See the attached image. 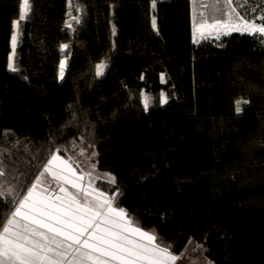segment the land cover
I'll return each instance as SVG.
<instances>
[{
	"label": "trees",
	"instance_id": "16d2710c",
	"mask_svg": "<svg viewBox=\"0 0 264 264\" xmlns=\"http://www.w3.org/2000/svg\"><path fill=\"white\" fill-rule=\"evenodd\" d=\"M22 3L0 0V231L57 149L88 147L114 205L173 253L264 264V34L194 41L197 0H74L71 27L62 0L14 23ZM231 6L262 22L264 0Z\"/></svg>",
	"mask_w": 264,
	"mask_h": 264
},
{
	"label": "snow or ice",
	"instance_id": "6c2138e0",
	"mask_svg": "<svg viewBox=\"0 0 264 264\" xmlns=\"http://www.w3.org/2000/svg\"><path fill=\"white\" fill-rule=\"evenodd\" d=\"M232 2L233 0H228L229 4ZM28 5L29 0H23L20 20L14 23L18 24L24 20ZM151 6L155 9L156 0H151ZM228 15L229 18L226 20H218L213 17L212 24H208L207 19H204L199 27L202 29L205 26L216 28L219 25L227 28L231 24V16ZM238 19L240 23L232 27L233 31L252 29L256 33L264 34V16L259 17L261 23H256L255 19L244 20L242 16ZM79 22L77 20V23ZM68 27H71V25H68ZM152 27L153 29L157 28L155 16H152ZM16 46L17 37L13 34V52H15ZM62 47L67 48L68 45ZM106 67L107 65L103 62L97 64L96 75L98 77L103 76ZM8 68L13 72L18 71L11 57H9ZM63 76L64 61H61L60 78L63 79ZM149 99V97L144 99L145 110L149 107ZM162 102H167L166 97L162 99ZM240 103V101H237V112L241 111ZM59 151L57 149V152ZM59 158L54 155L52 160L48 161V164L51 165L53 160ZM46 170L50 169L46 166ZM3 175H6V172L0 168V176ZM112 182H114V178ZM32 187L35 188L36 185L33 184ZM61 191H64V189H61ZM10 192L11 189H9ZM31 194L32 189H29L28 196L19 201L18 206L11 213L12 218L8 219L7 224L0 231V264H60L58 258L67 255L66 252L60 249L74 247L75 251L82 257L81 264L84 260L94 261L95 264H111V261H119V264H177L183 258V254L173 253L170 245L162 246L161 243L157 242L158 238L155 235L144 232L140 228L131 229L133 234H138L141 237L139 241L130 239L129 236L124 234L123 229H101L98 221L102 218L109 217L113 213L121 217L126 216L123 209H115L111 206V198H107L101 203L93 204L86 201L81 204L75 197H71V202L64 206L37 202L32 205L31 209L22 212L21 210L25 208ZM3 195L4 193L0 192V196ZM57 199L61 198L58 197ZM105 205H107L106 211H104ZM17 216L30 222L23 225V230H14L12 227L13 225H19V221L16 220ZM111 222L115 223V221ZM31 225H36V227ZM36 237H39V239H36ZM145 240L147 243L143 242ZM50 253L54 255H49ZM5 257L7 260H5ZM103 257L108 259H103Z\"/></svg>",
	"mask_w": 264,
	"mask_h": 264
},
{
	"label": "rangeland",
	"instance_id": "374dc122",
	"mask_svg": "<svg viewBox=\"0 0 264 264\" xmlns=\"http://www.w3.org/2000/svg\"><path fill=\"white\" fill-rule=\"evenodd\" d=\"M200 3V11L198 18H195L193 23V36L195 35L196 40L201 38H209L212 40L218 41L223 35H227L233 32H248L254 33L252 29L248 31H233L232 27L235 24L240 23L234 6L228 3V0H197ZM23 6V3H22ZM74 0H62L61 6V21L65 25H72L71 23L77 19V15L74 10ZM30 5L27 6V12H29ZM231 16V24L227 28L217 26L216 28H209L205 26L203 29L199 27L204 19H207L208 24L213 23V17L218 20H226ZM246 20V19H244ZM241 27H243L241 25ZM16 35V34H15ZM17 36V35H16ZM66 45V44H64ZM62 51L66 52V48L62 47ZM64 61V71L66 68V57L62 59ZM13 62V60H12ZM102 63V62H100ZM99 63V64H100ZM105 63V62H103ZM106 64V63H105ZM61 71V68H60ZM106 68L104 69V74ZM149 97V105L152 102V96L143 92V98ZM164 98V97H163ZM55 156L60 157L59 159L53 160L52 164L49 165L46 163L42 172L43 175H39L35 181L36 187L32 189V194L29 196L28 201L26 202L25 208L22 209V212L28 211L31 209L32 205L37 202H45L50 205L64 206L68 202H71V197H75L81 204H84L86 201L92 202L93 204L101 203L107 198H111V206L115 209H123L114 205V192H109L104 190L99 186L98 181L106 180L108 182L114 183L115 178L108 172H104L98 169L97 161L95 157L97 153L94 149L88 147H81L75 149L72 152L62 151L55 152ZM53 155V156H54ZM49 160H52V157ZM46 166L50 170H46ZM114 178V182L113 181ZM75 185V186H74ZM9 189L11 192L9 193ZM64 189V191H61ZM0 192H3V196H10L13 193V188L6 185V183L0 181ZM103 194V195H101ZM28 196V193L27 195ZM25 197V196H24ZM24 197L21 199L23 200ZM61 199H57V198ZM107 210V205H105L104 211ZM126 213V216L121 217L115 213L111 214L109 217L102 218L100 221L101 229H112V230H124V234L129 236L130 239L139 241L141 237L138 234H133L131 232L132 228H140L144 232L155 235L153 231L145 230L141 228L132 217H130L126 210L123 209ZM21 221L19 225H13L14 230H23L22 221L30 223L27 220H24L22 217L18 216ZM17 220V219H16ZM18 221V220H17ZM111 221H115L112 223ZM130 221V223H129ZM36 227V225H31ZM42 231H47L46 229H41ZM49 235H51L49 233ZM39 239V237H36ZM147 243V241H143ZM55 247V245H53ZM163 246V245H162ZM78 247V246H77ZM61 251L67 253L65 257L58 258L60 259V264H81L82 257L79 253L75 251V247L71 249L62 248ZM183 258L177 262V264H211V262L205 258L203 254L202 247L196 243L194 240H191L185 250L181 253ZM49 255H54L50 253ZM99 255V253H97ZM103 259H108L103 257ZM5 260L7 258L5 257ZM83 264H95L94 261L84 260ZM111 264H119V261H111Z\"/></svg>",
	"mask_w": 264,
	"mask_h": 264
},
{
	"label": "crops",
	"instance_id": "0c3cea01",
	"mask_svg": "<svg viewBox=\"0 0 264 264\" xmlns=\"http://www.w3.org/2000/svg\"><path fill=\"white\" fill-rule=\"evenodd\" d=\"M11 218H12V216H11ZM11 218H10V219H11ZM16 219H17L18 221H21L20 218H18V216L16 217ZM24 224H27V222L22 221V225H24ZM13 229H15V227H13Z\"/></svg>",
	"mask_w": 264,
	"mask_h": 264
}]
</instances>
